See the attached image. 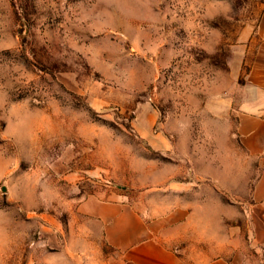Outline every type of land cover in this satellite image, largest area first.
<instances>
[{"label": "rangeland", "instance_id": "rangeland-1", "mask_svg": "<svg viewBox=\"0 0 264 264\" xmlns=\"http://www.w3.org/2000/svg\"><path fill=\"white\" fill-rule=\"evenodd\" d=\"M264 0H0V264H108L90 197L188 255L264 264L239 136ZM261 93V94H260ZM187 249V250H186Z\"/></svg>", "mask_w": 264, "mask_h": 264}, {"label": "crops", "instance_id": "crops-1", "mask_svg": "<svg viewBox=\"0 0 264 264\" xmlns=\"http://www.w3.org/2000/svg\"><path fill=\"white\" fill-rule=\"evenodd\" d=\"M258 28L262 43L252 74L258 75L254 85L262 94L244 103L238 126L245 150L253 155L264 154V8ZM252 199L253 237L264 248V172L255 181ZM81 210L100 222L107 245L114 249L108 264H235L224 256L188 255L177 248L183 236L167 219H149L131 203L90 197Z\"/></svg>", "mask_w": 264, "mask_h": 264}]
</instances>
